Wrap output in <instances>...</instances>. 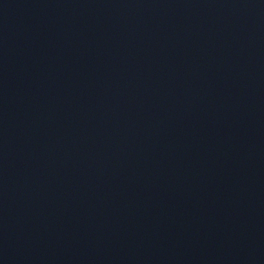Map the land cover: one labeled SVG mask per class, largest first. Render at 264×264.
Listing matches in <instances>:
<instances>
[{
	"label": "water",
	"instance_id": "1",
	"mask_svg": "<svg viewBox=\"0 0 264 264\" xmlns=\"http://www.w3.org/2000/svg\"><path fill=\"white\" fill-rule=\"evenodd\" d=\"M0 264H264V0H0Z\"/></svg>",
	"mask_w": 264,
	"mask_h": 264
}]
</instances>
